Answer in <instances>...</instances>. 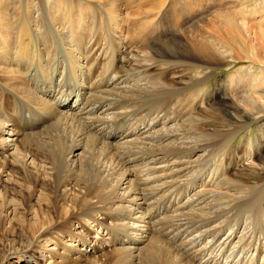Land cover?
Wrapping results in <instances>:
<instances>
[{
	"label": "bare ground",
	"instance_id": "bare-ground-1",
	"mask_svg": "<svg viewBox=\"0 0 264 264\" xmlns=\"http://www.w3.org/2000/svg\"><path fill=\"white\" fill-rule=\"evenodd\" d=\"M190 5L0 0V228L47 245L48 264H264L263 236L232 218L264 189L262 157L249 146L215 158L204 142L221 132L219 111L186 95L244 24L198 23ZM253 92L229 98L235 116L264 114V93ZM18 98L26 109L15 119ZM171 99L187 101L186 118L162 110ZM182 178L194 181L168 195ZM72 228L104 250L66 240Z\"/></svg>",
	"mask_w": 264,
	"mask_h": 264
},
{
	"label": "rangeland",
	"instance_id": "rangeland-1",
	"mask_svg": "<svg viewBox=\"0 0 264 264\" xmlns=\"http://www.w3.org/2000/svg\"><path fill=\"white\" fill-rule=\"evenodd\" d=\"M151 1L152 0H143L144 3ZM194 1H196V4ZM194 1L189 0L191 4L189 9L191 10L193 8L195 12H197L196 22L198 21V23L214 16L219 17V15H224L228 16V21L231 20L241 25L244 24V27L242 28V36L238 37L237 35L235 36L231 34V37L229 36L230 40H228L229 48H220V52H222L220 53V56L223 58V62L215 64L214 69L211 71L200 69L202 71L200 79L203 80L195 83L192 90L186 93L187 97H190V99L195 102V108L201 106V102L205 96H209L211 100L207 101L203 108L213 112V109L219 111L216 115L221 132L206 134L205 137L209 140L208 142H204V144L208 145L209 151L216 153L215 158L218 159L223 157L225 162H228L227 157H230L234 151L240 154L250 146L256 151L255 158L259 159L262 157V162H264V114H253L255 113L253 112V115H251V112L245 108L247 111H243L240 117L235 116L233 112L234 106L229 99L234 97H239V99H241L243 96L247 95L256 96L253 91L264 93V0ZM205 24L206 23H204L203 26H205ZM247 48L250 49L253 55L247 53ZM248 91L249 93H247ZM23 102L24 101L19 98L11 100V107L9 106V108H11V110L15 109V119L23 114V109H26V104ZM71 102L72 100L70 99L66 105L69 103L71 104ZM63 103L64 102H61L59 107L63 106ZM168 104L170 107L164 106L167 109L163 107L164 109L159 108V110H164L168 116L176 113V115H179L182 119L189 115V109H186L187 101H185V105H182L181 102L175 103V100L171 99ZM227 128L228 132L226 133L225 130ZM212 153H210V156ZM210 156H208V158ZM208 158L200 159L201 161H199L200 163L198 162V164L208 165L212 162V157L209 159L210 162L207 163ZM205 171L206 170L203 171V169L198 170L197 173L199 180H206L208 173ZM193 172L190 175H193L192 177L196 178ZM191 179L186 181L182 178V181H185L183 182L184 184L175 187L174 190L173 188L168 189V195H170V193L177 194V192H184L190 185L189 181H194ZM258 196L259 198H257ZM162 202L160 201L154 205V208L152 209L154 211H151L150 213V223L153 224V222L158 220L154 217V213ZM153 203H150V205H153ZM259 205L260 207L262 206L261 208H264V189L260 190V194L252 200V203L247 205L243 204L240 205V207L237 206L234 208L232 214L234 216H232V218L241 219L242 221L247 222L246 224L248 225V228L254 230L256 233H260L264 239V228L258 224V219L261 216L257 209V206ZM66 227L67 225L64 226V228ZM103 227L98 231L99 236L103 239L104 235L106 239H110V235L107 232L102 231ZM179 228L180 227L177 229L178 232L184 235L185 228ZM177 230L168 233L167 237L171 238ZM225 232L226 229H224L220 235L224 236ZM65 239L72 244L78 245V247L81 246L82 242L85 240L91 242L94 246H98V250L100 249L103 251L105 247L103 242H99L95 245V240L88 231H83V233L80 234L77 229L73 228L72 236H66ZM125 241L127 242L124 243L130 244L131 238L128 237ZM105 243L107 242L105 241ZM89 249L90 246L88 250ZM48 257L50 256L47 254V245L42 247L41 241L31 239L27 233L20 230H18V234L12 235V233L0 228V264H48V262H52Z\"/></svg>",
	"mask_w": 264,
	"mask_h": 264
}]
</instances>
